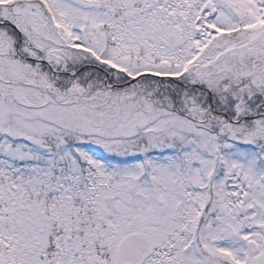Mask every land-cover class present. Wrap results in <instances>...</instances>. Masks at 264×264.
Wrapping results in <instances>:
<instances>
[{
	"label": "snow or ice",
	"instance_id": "1",
	"mask_svg": "<svg viewBox=\"0 0 264 264\" xmlns=\"http://www.w3.org/2000/svg\"><path fill=\"white\" fill-rule=\"evenodd\" d=\"M0 264H264V0H0Z\"/></svg>",
	"mask_w": 264,
	"mask_h": 264
}]
</instances>
